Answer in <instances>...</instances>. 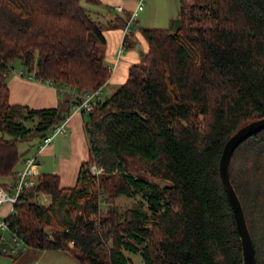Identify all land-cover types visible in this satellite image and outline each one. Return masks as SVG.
<instances>
[{
  "label": "trees",
  "instance_id": "16d2710c",
  "mask_svg": "<svg viewBox=\"0 0 264 264\" xmlns=\"http://www.w3.org/2000/svg\"><path fill=\"white\" fill-rule=\"evenodd\" d=\"M126 15L112 24L125 31ZM139 31L147 50L102 99L106 39L80 0H0V178H15L18 141L49 133L79 93L100 88L82 112L88 154L76 182L34 175L8 227L27 247L63 250L81 264H130L127 252L144 264H243L218 164L226 140L264 116V0H180L174 31ZM15 59L69 91L65 111L9 102ZM228 171L264 264V128L234 148ZM40 194L49 203L38 204ZM119 194H139L147 206L118 217Z\"/></svg>",
  "mask_w": 264,
  "mask_h": 264
},
{
  "label": "crops",
  "instance_id": "0c3cea01",
  "mask_svg": "<svg viewBox=\"0 0 264 264\" xmlns=\"http://www.w3.org/2000/svg\"><path fill=\"white\" fill-rule=\"evenodd\" d=\"M90 2L104 5L107 10L106 15H103L108 21L106 26L104 22L94 18V20L101 23L104 27H101V31L106 39V54L105 61L111 67V74L107 82L102 86L103 89L107 84L112 82H123L127 76L128 67L132 63L140 58L141 52L136 50L128 49L124 53L121 51L119 57V44L122 40L124 28L113 25L115 23L114 18L120 17L118 14H112L111 9L115 11L125 12V18L129 13L136 10V6H128V0H88ZM116 6H121L122 9H116ZM128 6V7H127ZM119 12V13H121ZM98 13V12H97ZM104 19V18H103ZM113 21V22H112ZM97 22V23H98ZM98 24V25H99ZM100 24V25H101ZM140 33V31H136ZM143 37V36H142ZM115 60V61H114ZM110 63L112 65H110ZM9 78V77H8ZM9 88V102L25 104L31 107H47V106H59L64 111L67 108V100L69 97V91H66V96L61 97V90H59L55 84L49 81L37 80L34 78H28L26 76L13 74L7 81ZM63 95V94H62ZM73 103H69L70 115L66 126V132L57 134L55 137L42 149H39L41 142V136L35 133L33 137L36 139L35 149H27L28 142L18 141L19 156L20 151H23L24 156L16 165V170H20L25 166V160L28 157H35L37 164L33 167L38 173L52 172L56 173L60 177V184L62 186L72 185L76 182L77 173L79 170L80 163L87 157L88 154V140L84 128V115L80 112H74ZM32 137V136H31ZM22 141V144L20 142ZM30 142V141H29ZM7 179L12 178L4 177L0 178V182H6ZM64 180L65 183H62ZM47 194H42L43 204H47L50 201V197L47 198ZM47 200V202H45ZM1 205V203H0ZM10 207V206H9ZM2 214L6 212L5 207L0 210ZM38 256L48 250L37 249ZM40 251H42L40 253ZM60 251V250H59Z\"/></svg>",
  "mask_w": 264,
  "mask_h": 264
},
{
  "label": "rangeland",
  "instance_id": "374dc122",
  "mask_svg": "<svg viewBox=\"0 0 264 264\" xmlns=\"http://www.w3.org/2000/svg\"><path fill=\"white\" fill-rule=\"evenodd\" d=\"M139 1L140 3L136 7V10H135V19L129 20L130 22L126 26L125 31L123 32L122 40L119 44V57L123 49H124V53H126L125 51L128 49L136 50L139 53L147 50V43L145 39L142 37L141 34L136 33V31H139V29L151 28V27H162V28H168L169 30L174 31L178 25L180 0H128V6L134 8V5L136 6L137 2ZM188 1L192 2V0H188ZM80 3L87 9L90 17L93 20L94 18H96L104 22L106 26L108 25L107 19L102 16V14L106 15L107 13V10H105L104 5H99L97 3L90 2L88 0H80ZM119 12L121 11H115L114 9H111L112 14H118L123 17L125 16V12H121V13ZM100 24H99L100 28L104 27L103 23H102L103 25L102 24L100 25ZM140 59H141V56L136 62H139ZM106 62L108 61L106 60ZM12 65H13V69L10 71L9 75L7 76L6 81H8L10 76L13 74L21 75L18 73L20 70L24 72L22 76L27 77L29 71L26 69L24 65L20 63L19 59H15L12 62ZM110 65L112 64L110 63ZM121 83L112 82V83L107 84L102 89L100 97L103 99L109 96ZM61 93L63 94V95L61 94V97L66 95L65 91ZM34 136H35V133L32 135V137L26 140H22V141L28 142L27 149L30 148L29 150L35 149L34 145L36 144V139L33 138ZM22 141L20 142V144H22ZM23 156H24L23 151H20V160H22ZM11 181L10 179L6 180V182H9V183H11ZM162 182H165V181H162ZM62 183H65L64 180ZM8 191L11 192L12 189L10 188L8 189ZM46 196L47 198L49 197V195H46ZM45 202H47V200ZM113 203H115V205L118 208V217L120 214H122L123 210L127 207L140 206V207L145 208L147 206V204L145 203V200L142 199L141 195L139 194L135 196H126V195L119 194L114 198ZM9 206H11L9 202L1 203L0 210H3V208L5 207L6 212L4 214L0 212V218L5 217V215L9 211V208H10ZM101 208H102L101 209L102 211H105L106 205L102 204ZM38 251L39 250H37L36 248L27 247V249L21 255L15 258L6 256V255H0V264H81L76 258H74L69 253L63 250H60V251L59 250H48L42 253L41 256L37 255ZM41 252L42 251H40V253ZM126 254L131 259L130 264H144L143 258L139 252L137 253L127 252Z\"/></svg>",
  "mask_w": 264,
  "mask_h": 264
},
{
  "label": "built area",
  "instance_id": "2783aa9c",
  "mask_svg": "<svg viewBox=\"0 0 264 264\" xmlns=\"http://www.w3.org/2000/svg\"><path fill=\"white\" fill-rule=\"evenodd\" d=\"M139 3L140 1L137 2V6ZM116 9L121 10L122 7L116 6ZM134 19L135 11L133 10L129 16V20ZM129 20L128 23L130 22ZM18 73L21 75L24 74L21 70ZM27 77L34 78L33 73H28ZM99 93L100 88L79 93L76 102L73 103V111L82 113L85 110L92 109L94 106V98L97 97ZM68 120L69 115L65 116L58 124H56L49 133L44 134L41 138L39 149H42L47 145L55 135L65 133ZM35 164H37L35 157L26 158L25 166L16 171L15 178L11 183H6L7 186L0 184V203L9 202L11 205L5 216L13 212V205L16 203L21 190L36 183V178L33 177L38 174L37 170L33 167ZM90 170L94 173H98L101 169L95 164H91ZM7 187H9V189L11 188L12 191L9 192ZM26 249L27 246L23 239L9 229L5 217L0 218V255L15 258L21 255Z\"/></svg>",
  "mask_w": 264,
  "mask_h": 264
},
{
  "label": "water",
  "instance_id": "95a60500",
  "mask_svg": "<svg viewBox=\"0 0 264 264\" xmlns=\"http://www.w3.org/2000/svg\"><path fill=\"white\" fill-rule=\"evenodd\" d=\"M264 128V116L253 119L239 127L225 142L219 158V175L231 204L237 231L241 240L243 264H256L254 246L246 224L240 199L231 183L228 171L229 160L234 148L246 137ZM45 133L40 134L42 137ZM38 204H43L42 195H38Z\"/></svg>",
  "mask_w": 264,
  "mask_h": 264
}]
</instances>
